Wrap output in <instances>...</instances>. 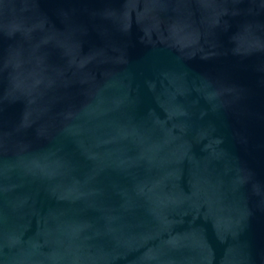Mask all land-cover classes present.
Wrapping results in <instances>:
<instances>
[{
    "label": "water",
    "instance_id": "water-1",
    "mask_svg": "<svg viewBox=\"0 0 264 264\" xmlns=\"http://www.w3.org/2000/svg\"><path fill=\"white\" fill-rule=\"evenodd\" d=\"M0 264H264V0H0Z\"/></svg>",
    "mask_w": 264,
    "mask_h": 264
}]
</instances>
